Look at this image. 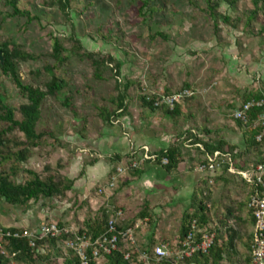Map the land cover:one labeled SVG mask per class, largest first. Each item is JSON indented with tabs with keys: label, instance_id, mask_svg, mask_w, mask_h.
I'll use <instances>...</instances> for the list:
<instances>
[{
	"label": "rangeland",
	"instance_id": "rangeland-1",
	"mask_svg": "<svg viewBox=\"0 0 264 264\" xmlns=\"http://www.w3.org/2000/svg\"><path fill=\"white\" fill-rule=\"evenodd\" d=\"M50 1L22 0L21 8L28 9L37 16L36 19L28 21L25 17L10 16L11 8L0 0L2 20L0 40L19 43L30 52L46 53L52 50V31L59 32L57 34L70 49L74 43L69 36L75 33L85 46V50L96 54H112L118 62L122 61L125 64L120 63L118 71L110 64L105 71V78L98 80L93 75V66L88 59H81L76 54L69 53L71 55L69 67L66 70H58L55 77L59 80L61 77L68 80L69 86L65 89L66 92L62 93L61 99L71 96L76 113L58 99L52 98L48 101L45 116L40 124V128L46 132L47 141L44 147L35 148L29 167L42 172L49 164L54 171L61 172L70 158L77 155V150L80 148L79 144L71 142L67 136L86 137L89 127L99 129L95 124L96 119L101 118L98 115L97 104H107L117 111L119 93L125 91L127 85L126 98L129 97L131 104L141 102L140 97L143 95L160 94L164 89L159 87V81L167 74L170 78L167 81H171V86H168L170 90L179 92L181 91L179 89L188 83L193 92L190 99L185 101L184 115L180 121L173 122L179 131L176 143L184 148L182 150L185 159L190 157L187 166L194 171L180 172L173 178L175 181H184L190 177L197 181L195 186L197 188L205 178L203 177L205 172L196 170L198 162L202 161L204 155L188 145L193 138L192 126L189 127L193 118L190 117L189 110L202 108L199 99L202 90H198L197 86L203 82L204 75H209L210 70L213 72V68L209 69V67H215L218 61L213 49L211 56L210 49L207 51L204 48L215 46L216 40L219 39L228 42L230 47H241L242 43L255 38L252 35L256 33L258 27L261 38L257 40H264L263 11L259 12L257 17L251 16L250 11L254 8L252 0H242L236 8L222 4L220 10L223 13L229 14L234 21L236 18L239 19L235 28L229 22L220 19L217 21L220 30L217 31L215 21L208 19L203 13L207 8L204 0H200L198 8L188 0H152L147 6H145L146 0H70V7L67 9L69 17L58 6H51ZM151 8L155 11L152 12ZM248 22L253 27L247 26ZM157 31L165 32L168 38L157 35ZM49 61L53 62L51 59ZM45 62L46 60L21 62L19 70L24 82H38L46 88L45 82L53 79L54 76L37 74ZM168 70H171L170 73L167 72ZM191 79L196 83H191ZM0 80V91L10 104L18 108L27 102L10 77L2 75ZM242 100L245 102L243 96ZM237 108L232 111V117ZM16 115L17 118H22L20 112ZM84 116L87 119H84ZM116 116L111 119H115ZM148 117L152 120V114H148ZM151 124L153 125L152 122ZM113 129L121 133L120 128L113 127ZM38 157L44 159L38 162ZM87 158L93 160L94 157L88 152ZM136 161L141 167L145 166L142 153L137 155ZM121 166H127V162ZM117 168L115 167L114 176L111 175L109 178V181H112V177H115L114 186H110L108 181L105 185L91 188L90 192L86 193L78 192L73 188L59 199H41L31 202L29 206H21L16 215L29 211L30 205L35 204L44 207L41 209L47 214L44 223L49 220L76 229L86 227L87 220L101 216L104 210H107L112 218L119 209H122L124 220H135L134 218L139 217V212L147 202L154 218L153 225L148 223V219H136L144 242L147 243L151 236H155L156 239L165 238L173 248L176 247L181 218L192 202V192L195 188H187L191 191L182 190L176 195L171 190L167 193L161 191L155 193L151 188H125L124 180L121 181L119 178L118 175L121 173ZM128 171L134 169H127L126 172L129 173ZM165 173L163 171L164 177ZM214 176L212 182L205 184V188L210 189L204 199L211 204L215 225L219 223V217L225 216L227 209L231 207L236 214L246 218L249 198L247 189L243 188L240 179L235 178L237 181L226 183L224 180H219L218 172ZM178 195L181 204H177ZM230 221L229 223L235 226V221ZM0 225L3 226L1 222ZM242 228L243 231H247L248 226ZM240 250L245 252L244 247L240 246ZM98 260L99 264H107L103 256ZM58 264H63L62 259L58 260Z\"/></svg>",
	"mask_w": 264,
	"mask_h": 264
},
{
	"label": "trees",
	"instance_id": "trees-1",
	"mask_svg": "<svg viewBox=\"0 0 264 264\" xmlns=\"http://www.w3.org/2000/svg\"><path fill=\"white\" fill-rule=\"evenodd\" d=\"M4 4L11 8L10 16H20L27 18L28 21L36 19L28 9L21 8L22 0H1ZM146 0L145 6L149 5ZM195 8H198L200 0H188ZM207 8L203 10L208 19L215 21L216 30H220L218 22L224 19L235 28L236 21L229 14H225L220 10L222 4L228 5L230 8H236L242 0H204ZM254 8L250 11V15L257 17L258 13H264V0H252ZM51 6H58L67 17H69L70 0H51ZM144 8V6H143ZM152 12L155 9L151 8ZM151 11V10H150ZM247 26H250L248 22ZM253 27V26H250ZM2 28V20L0 19V29ZM74 30V29H73ZM74 32V31H73ZM56 30L52 31V50L46 53H34L26 50L19 43H12L9 40H0V51L3 52L4 62L0 61V78L6 75L12 79L15 85L20 89L21 94L27 102L21 104L18 108L10 104L5 95L0 91V205L3 202L14 206H29L31 202H37L41 199L55 200L73 190L74 180L67 177L62 171H54L47 164L42 172L36 171L29 167V161L34 155L35 148L44 147L47 141L46 132L40 128V124L45 116V109L48 106V101L52 98L58 99L62 104L75 112V106L71 96H65L61 99L63 92L69 86L68 80L61 77L55 85H51L52 78L45 82L46 88L38 82L25 83L20 75L21 62L30 60H46L44 66L37 71L38 75L47 74L51 77L57 75L60 69L66 70L69 67V61L72 54H76L81 59H88L93 66V75L96 79L102 80L105 78V71L112 64L117 71L120 67V62L117 61L112 54H96L93 51L85 50V46L79 40L77 35L73 33L71 40L74 43L72 48L65 46L62 38L57 34ZM157 35L168 38L165 32L157 31ZM49 59L53 60L50 62ZM1 82V80H0ZM128 87V85H127ZM126 87V89H127ZM126 89L119 93L117 110L123 107L126 100ZM182 89H191V85L185 83ZM178 91V90H176ZM175 90L167 89L164 94H154L152 100H148L146 95L140 97L143 106L150 107L153 110L160 109L171 115L176 123L180 121L184 115L182 101L189 100L186 97L183 100L177 101L174 108L171 109L166 105L156 106L155 100L161 98L162 95H171L177 93ZM264 98L260 92H246L244 101L258 100ZM98 115L104 121H110L117 111L111 109L107 104H97ZM263 111L262 107H257L252 111V118L249 123L244 124L241 120H236L240 125H244L246 148L243 151L236 152V146L228 144L223 138L216 141V145L208 146L207 150L214 153L215 150H220L227 154L225 163L222 166L219 180L226 182L237 181L250 188L249 202L253 195L260 192V186L249 183L246 179L238 174H233L228 171L230 160L233 161L236 168L239 170H247L252 165L264 162V136L262 140H257V136L264 129L260 123L255 122L259 113ZM17 112H20L22 118H17ZM76 113V112H75ZM85 117V116H84ZM84 119H87L85 117ZM22 134V135H21ZM167 157L168 163L162 164V158ZM185 159L183 150L179 144H172L166 151L158 153L156 163L163 165L167 172L175 171L181 162ZM207 164V159L198 162L196 168ZM135 168L134 170H137ZM84 173V170L81 172ZM214 175H207L202 179V182L197 185L192 195L190 206L184 211L180 226L178 229L177 244L183 240L192 230L193 224L197 223L199 228L207 227L216 232L215 242L209 253L198 252L193 257L185 260L192 264H252L253 248L252 245L257 233L256 221L253 216V211L250 208L248 217L241 216L235 213L233 207L227 209L224 216L219 217V223L215 225L213 220L211 204L204 198L208 196L210 188H205V184L212 182ZM239 181V180H238ZM101 216L90 218L86 221V227L82 230H87L92 238H98L108 230L110 218L107 210L102 212ZM141 219H148V223L153 225L154 218L151 213V208L147 202L144 203L143 209L139 212ZM135 220H124V215L117 221L118 230H124L129 227L136 229V246H130L124 239H119L117 250L111 254H103L107 264H140L144 252L152 253L154 247L162 242H166L165 238L156 239L151 236L147 243L144 242L143 236L140 235L139 226L136 227ZM234 220L235 226H232L229 221ZM52 223L49 220L46 222ZM60 225H64L59 223ZM248 226L247 231H243L242 226ZM241 227V228H240ZM0 230L14 234L21 232L25 227H4L0 225ZM66 236L44 237L37 239L34 246L31 245L30 239L26 237H15L13 235H2L0 237V264H10L12 262L18 264H58V260L62 259L63 264H83L78 253L73 249H66L63 245V240ZM240 246L244 247L245 252L240 250ZM66 249V250H65ZM130 252V257L126 258V254ZM99 258L95 257L91 251L88 252L87 264H99ZM174 256L166 258L159 264H175ZM181 262L180 264H182Z\"/></svg>",
	"mask_w": 264,
	"mask_h": 264
},
{
	"label": "crops",
	"instance_id": "crops-1",
	"mask_svg": "<svg viewBox=\"0 0 264 264\" xmlns=\"http://www.w3.org/2000/svg\"><path fill=\"white\" fill-rule=\"evenodd\" d=\"M256 29V33L252 35L255 38L242 43L241 47H230L228 42L219 39L216 40L215 46L204 48L210 49L211 56L214 51L218 61L215 67H209V69L213 68V72L210 70L209 75H204L203 82L197 86L198 90H202V95H199L202 110L200 108L189 110L190 117L193 118L189 126H192L193 138L188 144L193 146L195 151L203 153L202 160L210 154L206 145L214 146L221 138L228 144L236 146V152L246 148V128L233 119L232 111L240 107L243 102L242 96L244 97L246 92L257 91L264 95V40L263 42L257 40L261 38L260 27ZM192 53L195 54L194 51ZM120 63L125 64L122 61ZM170 71L167 72L170 73ZM165 78L159 81V87L164 89L163 91L171 86V81H167L170 80L169 75L166 74ZM190 82L196 83L193 79ZM163 91L161 93H165ZM184 107L185 102L182 101V108L185 111ZM117 113L115 119L107 121L109 124L101 118L96 119L95 124L99 126V129L89 127L86 137L67 136L71 142L79 144L80 148L77 150V155L70 158L62 172L74 180L73 188H76L78 192H90L91 188L105 185L110 180V176L115 173V167H120L131 159L136 160L139 153L143 154L145 147H148L152 153L158 154L176 143L179 131L168 113L143 106L139 101L131 104L129 97L126 98L123 107H119ZM148 114H152V120L149 119ZM113 127L120 128L121 133ZM88 152L91 157H94L93 160L87 158ZM189 158L181 162L173 172H167L163 165L156 161L144 160V167L139 164L137 170L128 171L129 173L125 171L118 176L121 181L124 180L125 188H151L155 193L160 191L167 193L171 190L176 195L182 190L191 191L187 188H195L197 184V181L190 177L184 181H175L173 178L180 172L194 171L187 166ZM37 159L40 162L44 158ZM83 170L84 173H81ZM196 170L205 172L203 177L211 175L206 170ZM163 171L166 172L165 177ZM217 172H222V169ZM242 185L247 189L249 198L250 188ZM176 197L177 204H181L179 195ZM247 197L246 200H248ZM19 208L22 207L6 202L1 203L0 222L4 227L36 228L47 219V214L41 210L44 208L42 206L31 204L29 211L18 216L16 213H19ZM246 208L250 215L249 205Z\"/></svg>",
	"mask_w": 264,
	"mask_h": 264
},
{
	"label": "built area",
	"instance_id": "built-area-1",
	"mask_svg": "<svg viewBox=\"0 0 264 264\" xmlns=\"http://www.w3.org/2000/svg\"><path fill=\"white\" fill-rule=\"evenodd\" d=\"M193 95L192 90L183 89L175 94L162 95L161 98L155 100L156 106L166 105L171 109L174 108L177 101L183 100L186 97ZM148 100L153 99V95H146ZM262 107L263 111L258 114L257 120L264 129V98L258 100H249L243 102L234 113L233 117L235 120H241L244 124L250 122L252 118V111ZM264 131L257 136V140H262ZM144 160L156 161L158 154L152 153L148 147H145L142 154ZM227 154L220 150L214 151L207 155V164H203L199 169L208 171L211 175H214L225 163ZM168 158H162V164L168 163ZM139 163L131 159L127 166H120L117 168L118 172H125L127 169L137 168ZM228 171L233 174H238L249 183L260 186V192L257 195H253L249 207L253 211V216L256 221L257 233L255 236L253 248L252 264H264V162L254 164L247 170H239L235 167L232 160H230ZM114 176V175H113ZM115 177H112V181H109L110 186L115 185ZM124 211L119 209L116 216L113 217L108 224V230L99 236L98 238H92L87 230L82 228H68L65 225L52 222L50 224L43 223L36 228H25L21 232L11 234L10 232L4 233L0 230V237L2 235L15 236V237H26L30 239L31 245L34 246L37 239L44 237H65L63 245L66 249L75 250L80 256L82 263L87 264L88 252L99 258L103 254H111L118 248L119 239L124 238L130 246H136L137 241L135 238L136 229L135 227H129L124 230H118L117 221L123 217ZM231 222V221H230ZM139 225L136 224V227ZM216 232L210 230L207 227L199 228L197 223L193 224V230L178 244L176 247H172L169 242H162L157 244L152 253L144 252L142 255V262L140 264H159L168 257L174 256L175 264H192L185 262L186 259L191 258L194 254L209 253L215 242ZM130 252L126 254V258L130 257Z\"/></svg>",
	"mask_w": 264,
	"mask_h": 264
},
{
	"label": "water",
	"instance_id": "water-1",
	"mask_svg": "<svg viewBox=\"0 0 264 264\" xmlns=\"http://www.w3.org/2000/svg\"><path fill=\"white\" fill-rule=\"evenodd\" d=\"M0 61L4 62V56H3V52L0 51ZM59 79H57L55 76L53 77L52 81H51V85H55L56 82H58Z\"/></svg>",
	"mask_w": 264,
	"mask_h": 264
}]
</instances>
